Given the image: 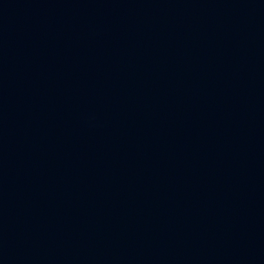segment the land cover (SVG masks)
<instances>
[{"label": "water", "instance_id": "water-1", "mask_svg": "<svg viewBox=\"0 0 264 264\" xmlns=\"http://www.w3.org/2000/svg\"><path fill=\"white\" fill-rule=\"evenodd\" d=\"M0 264H264V0H0Z\"/></svg>", "mask_w": 264, "mask_h": 264}]
</instances>
